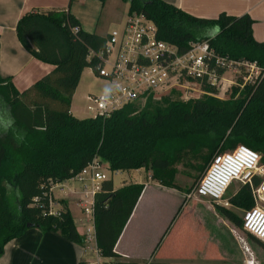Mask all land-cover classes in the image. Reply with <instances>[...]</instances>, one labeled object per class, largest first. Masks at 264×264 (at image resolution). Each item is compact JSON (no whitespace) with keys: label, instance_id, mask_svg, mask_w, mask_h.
I'll use <instances>...</instances> for the list:
<instances>
[{"label":"trees","instance_id":"16d2710c","mask_svg":"<svg viewBox=\"0 0 264 264\" xmlns=\"http://www.w3.org/2000/svg\"><path fill=\"white\" fill-rule=\"evenodd\" d=\"M99 1L104 6L107 0ZM124 1L130 3L129 14L146 15L156 24L158 38L174 43L180 52L193 41L208 40L219 54L264 68V42L255 38V20L249 14L222 12L206 19L165 0ZM40 24L58 34L65 48L62 53L56 46L31 47L29 39L37 41ZM17 35L29 52L53 68L24 89L0 73V257L9 241L32 227L85 244L87 237L79 232L68 203L61 200L60 215L49 214L45 204L51 182L72 178L97 156L113 171L146 168L153 180L180 191L176 166L184 161H200L196 166L199 181L216 154L240 144L260 153L264 164V75L254 84L235 86L228 100L206 95L185 102L168 96L155 100L149 95L144 102L128 104L109 116L79 118L71 112L73 97L85 68L97 63L96 57L88 59L90 50H101L107 36L82 28L69 9L27 12L17 24ZM260 181L256 178L255 184ZM144 189L145 183L140 182L119 188L112 180L102 182L93 216L103 257H118L115 247ZM229 200L245 210L255 205L247 184ZM217 208L236 226L244 227L238 214L225 206ZM181 210L182 206L178 213ZM250 238L264 248L262 240L252 234Z\"/></svg>","mask_w":264,"mask_h":264},{"label":"built area","instance_id":"2783aa9c","mask_svg":"<svg viewBox=\"0 0 264 264\" xmlns=\"http://www.w3.org/2000/svg\"><path fill=\"white\" fill-rule=\"evenodd\" d=\"M74 30L78 31L79 27ZM93 57L97 58V63L90 67L91 73L110 85V90L86 96L88 117L109 116L128 104L145 100L149 95L156 98L176 92L185 102L202 98V95H213L224 82L234 83L226 77L227 73L237 72L242 67H248L250 72L245 77L246 81L242 80L238 86L252 83L248 80L254 71L257 81L264 75V68L257 62L221 55L208 40L193 41L186 51L180 52L174 43L158 38L156 24L137 12L129 15L122 31L114 30L107 35L101 50H90L88 59ZM260 163L261 154L243 144L218 153L201 177L194 195L228 206L229 202H224V198L233 182L249 185L253 197L262 205L246 212L244 228L264 242V179H261ZM105 168L110 169L109 163L97 156L70 178L82 182L90 178L91 186L84 185L81 189L83 196L78 201L87 212L93 213L95 196L105 180L102 172ZM256 178L261 179L258 185L255 184ZM66 182H51L45 204L49 214H61L62 208H57L53 192L55 188L69 186ZM97 264L108 263L99 261ZM248 264H254V261L249 260Z\"/></svg>","mask_w":264,"mask_h":264},{"label":"crops","instance_id":"0c3cea01","mask_svg":"<svg viewBox=\"0 0 264 264\" xmlns=\"http://www.w3.org/2000/svg\"><path fill=\"white\" fill-rule=\"evenodd\" d=\"M121 1L107 0L103 6L99 0H0L1 75L4 77L11 76L17 88L24 89L53 68L52 64L36 58L18 38L17 24L27 12L66 11L69 9L80 21L82 28L107 36L109 32L100 30V22L105 12L109 11V14L111 13L109 10L111 2L116 5ZM165 1L192 15L206 19L217 18L222 12L235 16L249 14L255 20L253 25L255 38L264 42V0ZM100 7L104 12L96 20L97 13L92 14L91 12L98 10ZM165 190H171L174 193L180 192L178 189L165 187L153 179L145 183V189L115 247V252L118 254L116 258H107L100 254L96 244L92 213L93 229L89 228V230H93L94 240L85 232L84 223L88 221V217L81 219L83 227L80 229L73 215L79 232L86 237L88 236L85 244L71 241L55 231L44 232L39 228L32 227L27 229L23 235L12 239L6 244L4 253L0 257V264H78L81 261L85 264H97L99 261L108 264H114L115 261L129 264H147L151 261L168 262L170 264H234L230 260L233 255L232 252L221 247L218 240L214 238H209V241L213 240L215 242V248L212 244V247L199 251L185 245L180 250L172 252L167 249L165 251V233L168 226L172 224L171 220L177 214L183 201V196H181L180 201L178 199V202L167 210L168 215L163 221L153 219L152 222L149 212L150 209H154L155 200L153 199H155L158 192ZM53 193L61 208H64L61 200H65L70 210L71 203L75 200L74 197H79L82 194L78 188L69 186L62 189L55 188ZM184 215L186 216V213ZM151 216H155V211ZM89 241L91 242L90 249L88 247ZM93 241L94 243H92ZM92 253H94V256L90 255ZM95 256H97V260H94Z\"/></svg>","mask_w":264,"mask_h":264},{"label":"rangeland","instance_id":"374dc122","mask_svg":"<svg viewBox=\"0 0 264 264\" xmlns=\"http://www.w3.org/2000/svg\"><path fill=\"white\" fill-rule=\"evenodd\" d=\"M110 6L111 7L109 10L111 13L109 14V11L104 13V16L100 22V30L102 32L107 31L109 33L113 32L114 30L122 31L130 15V3L122 0L121 3L116 5L111 2ZM103 12L104 10H102L100 7L98 10H95L91 13H97V20L100 18ZM118 18L120 21L117 20ZM37 33V41H32L29 39L32 48L38 50L39 47L45 45L56 46L61 53L65 49L63 46V41L52 29L40 24L37 26ZM249 72L250 71H248V67H242L239 68L237 72L231 71L227 73L226 77L230 80H234V83L230 84L228 82H224L212 96H216L224 100L232 98L234 87L241 84L242 80L246 81L245 77ZM257 79V73L254 71L248 82L254 83L257 81ZM109 90L110 85L93 75L91 73L90 67L85 68L79 86L73 97V115L79 118L88 117L89 113L86 110V106L89 103L86 99V96L90 93L101 94L109 92ZM206 95H202V97L206 98ZM167 96L172 100H182L180 94L176 92H173ZM162 98L163 97L158 96L155 98V100H161ZM142 102H144V100ZM160 104H162L161 101L159 102V105ZM228 150L230 149H227V151ZM198 162L200 161H184L176 166L175 182L180 186L182 191L179 190L180 192L174 193L171 190H165L158 192L155 196V199H153L155 200V205L157 204L158 207L157 205H154V209H150L149 217L152 222L153 219H157L156 221H163L168 215L167 210L172 208L178 202V199L180 201L181 196H183V201L180 204L182 206V210L180 213L177 212V214H175V217L173 220H171L172 224L168 226L167 232L165 233V251L167 249L171 250L172 252L180 250L185 245H188L189 248L199 251L208 247H212V244L215 248V242L213 240L209 241V238H214L218 240L221 247L232 252L233 255L230 257V260L234 264H248L249 260L254 261V264H264V248L262 245L250 238L251 234L244 227L240 228L236 226L217 208V205L225 206L226 208H229L238 214L242 219L244 218L248 210L235 207L229 200L230 196L236 194V192L241 188L242 182L234 181L228 189L224 198V202L228 200V206L220 202H216L210 198L196 196L194 195V190L199 183V180H196V176L199 174V171L196 168V166H198ZM259 170L262 172L261 179H264V164L262 162L260 163ZM102 172L105 174V180H112L114 187L116 188H119L126 183H146L152 179V172L146 168L119 172L105 168L102 170ZM66 183L69 184V187H76L79 190L85 186H91L90 178L86 179L84 182L67 179ZM190 188L192 189L189 191L188 189ZM82 196L83 195L80 194L79 197H74L75 200H73L74 202L71 203V210L80 229L83 227L81 219L83 217H88V221L84 223V228L86 229L85 232H87L89 237L94 240V232L92 230L93 222L91 220L92 212H87L78 204V201ZM254 202V206L262 205V203L257 202L255 198ZM62 207L64 206L62 205ZM57 208L61 209V206L58 204ZM154 211L155 216L153 217L151 215ZM184 213H186V216ZM89 228L92 229L89 230ZM186 228L187 231L185 230ZM92 243H94V241ZM90 244L91 242L89 241V249L91 248ZM90 255L94 256V253ZM199 258L201 259L202 257ZM94 260H97V256H95Z\"/></svg>","mask_w":264,"mask_h":264},{"label":"water","instance_id":"95a60500","mask_svg":"<svg viewBox=\"0 0 264 264\" xmlns=\"http://www.w3.org/2000/svg\"><path fill=\"white\" fill-rule=\"evenodd\" d=\"M129 1H132V0H129ZM28 226H32L31 224H28Z\"/></svg>","mask_w":264,"mask_h":264}]
</instances>
